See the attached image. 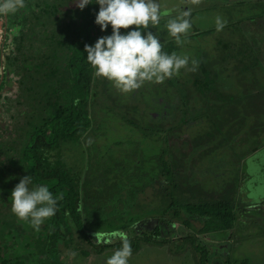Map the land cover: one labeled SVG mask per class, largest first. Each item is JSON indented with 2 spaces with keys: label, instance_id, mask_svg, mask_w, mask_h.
<instances>
[{
  "label": "trees",
  "instance_id": "obj_1",
  "mask_svg": "<svg viewBox=\"0 0 264 264\" xmlns=\"http://www.w3.org/2000/svg\"><path fill=\"white\" fill-rule=\"evenodd\" d=\"M88 2L83 8L84 15L82 16L85 21V26L83 24L82 29H85L82 30V33H80L81 31L78 33L80 38L79 48L73 51L69 65L66 66L69 71V75L67 73V76H69L72 83L69 81L68 89L60 97L56 96L57 101L55 100L54 103L50 101L49 108L44 106L45 112L48 111L50 113L44 120V123L38 126L39 128L36 127L37 129L33 130L34 133L31 140L23 152V159L29 163L28 169L36 172L33 174V181L36 184L42 183L47 185L53 196H59L60 199L56 202L55 214L45 219L42 222L44 225L41 224L38 230L30 225V227L26 228V233H24L23 228L11 230L13 227L11 229L9 227L4 232L5 234H1V264H95V259L98 257H107L114 250L118 249L122 238L128 240L131 246V253L139 252L141 244L162 247L169 246L172 244L171 242H174V245L177 247V243L179 242L186 245L187 239H190L193 235L192 231L189 233L184 231L185 227L189 228L190 224L192 226V221H200L202 223L200 229L202 228L203 231L209 230V232L203 233L228 232L234 227L238 211L239 213L247 212L244 209L237 211L239 206L237 199L241 201L245 200L243 199V194L245 195L243 191L241 192V196L239 194V197L233 196V194L230 195L231 193L229 196H224L221 193L216 202L205 200L203 204H200L201 202L198 201L195 204H190V201H188L189 204L182 203L178 199V193H175V189L178 187L176 179L181 174L177 172L176 178L171 171L172 165L170 166V162L177 161L178 157L182 154V152L179 153L180 149L175 145L176 141L183 140L186 137H196L199 134L195 130L184 131L182 127L188 123L194 124L199 131L205 130L203 133L206 132L205 134L201 133L200 140H197L199 143L194 141L195 147H198V149L194 148L196 150H192V153L195 152L196 154L192 155L188 153L186 155L189 158L197 160L195 162L198 164L194 171L195 178H198L202 169L207 171L211 167L213 172L217 174L216 179H222L224 176H227L230 172L226 170L233 168L229 162L224 161L225 157L229 155L228 152H231L236 155V158L240 159L237 162L240 172L241 167L244 166L242 160L252 153L258 152L259 149L264 148V116L259 112H257L258 114L251 112V103L247 98L248 95L245 94H250L251 91L253 93L264 94V66L260 65V60L264 59V55L261 58L260 56L258 57L259 52H254V54L247 47L249 46L248 44L233 35L235 33L234 29L240 30L237 24L241 23L242 20L263 18L264 4H259L254 8L255 10H251L252 14L246 15L245 12L241 18L239 17L237 22L233 20L231 24L228 23L227 26L224 25L219 30L212 27V29L208 28L206 32L210 30L211 34L205 35L204 38H210L211 41L210 43L200 44L201 49L199 50L201 52L197 50V54V51L192 49L193 43L190 42L189 45L185 38L181 37L179 44L170 35H167L169 36L167 38L165 25L170 18H175L177 15L164 18L162 21L158 20V23L155 25H151L150 23V26H156L154 28L158 27L160 30L159 34L155 36L161 43V51L166 54L175 53L180 56H190L191 60L196 61L197 66L201 65L200 68H203L204 74L202 76L206 79L207 83L196 80L195 86L197 87V92L194 96L195 100H198L200 104L204 107L206 105V108H208V113L205 114V117L186 119V116H183L176 123L167 121L170 129L165 130L161 127L162 123L152 120L148 113L139 110L140 105H148L144 99V93H139L138 98L134 99L128 94L130 92L122 93L109 82L110 84L108 83L106 88L108 92L107 98L104 99L103 95L100 96V90L95 85L103 80H101L102 77H96L93 74L94 68L84 59L86 56L84 45H92L98 37L109 35L111 28L108 26L101 32L99 26L94 23L98 5L95 3V0H88ZM93 2L95 6L90 4ZM67 8L64 7L65 13L69 12ZM229 13L232 14L231 12ZM238 14L235 12V15ZM92 29L93 35L91 36ZM150 29L151 27L149 31ZM127 30L120 31L125 32ZM217 30H222L225 33L219 34L218 38H216L215 32ZM225 54L227 60H232V64L226 63ZM252 56L253 59H249ZM214 60L218 67L217 70L215 69L216 72L211 71V64H213ZM243 60L249 62H242ZM55 71L51 69L50 73L54 74ZM230 72L235 74H231ZM239 76L244 83L234 89V86H232L234 83L233 79ZM214 86L217 87L218 92L212 101L206 91H208L209 87L212 89ZM144 100L146 101L145 103H143ZM212 106L215 107L211 109ZM101 109H107L106 111L119 117L123 121L121 123L128 126L132 133L139 135V137L145 140L147 144L140 147L136 146L139 151L143 150L144 153L139 155L135 148L128 150V156L132 160V163L129 165L131 166L130 169H128L129 166L127 167L124 158L121 164V161H119L118 163H110V166L105 169L94 170H91L92 162L91 164L88 162L90 169L87 170H85V166H82L83 164L80 168L75 169V166L70 161L69 163H60L59 145L61 143H66L68 147L69 144L78 141L83 148L89 145V139H94L92 131L96 132L97 129L102 128L100 126L104 125V121L106 120L104 112ZM187 131L190 132L185 133ZM97 144H99L98 141ZM121 144L122 141H117L113 146L119 147ZM216 144H218L217 147ZM208 147L211 149L209 151L211 153L210 158H213V161H215L211 165L198 162V157ZM208 156L202 155L201 157L205 158ZM218 160L222 162L219 173ZM178 168H181V166ZM183 168H181V172L185 170V173H187V169ZM121 175L126 178L123 183L125 186L120 183L119 178H121ZM218 176H222V178ZM158 177L164 183L159 188L157 186ZM228 178V176L227 178H223L224 182ZM239 183L238 179V183L235 184L239 185ZM218 184V188H225L221 181ZM147 187H152L154 190L152 202L146 203V205L142 203L143 201L140 202L138 200V204L134 203L137 207L146 209L143 212L144 216L138 215L132 219L127 218V222H124L125 218L120 212L118 215L114 211L113 213L101 212L105 208L104 205L98 207V209L86 207V204L91 199L95 201V198H98L96 200L98 202L99 200H109V195H116L117 191L120 190H124L125 194H128L127 197L134 200L136 196L134 192H144ZM205 188L208 189L209 187L205 186ZM158 189L161 190L159 191L161 194L156 193ZM95 194H99L98 197L94 196ZM179 194H182V192ZM117 199L121 201L122 197H118ZM112 200L114 201V199ZM122 203L126 204L127 201L124 200ZM241 205L244 206L242 203ZM187 206L190 208L189 211ZM196 206H201V208L198 210L192 209L196 208ZM183 209H186L188 213L195 214L197 217L189 221L187 214L182 211ZM94 210H98L99 212ZM148 214L149 216L144 218ZM58 220L65 226V235L59 233V227L50 226ZM176 220L180 222L177 223ZM207 222L210 223L208 226L205 224ZM16 223H18V220L12 222V224ZM68 223H72L78 233H72L73 228L71 229ZM200 229H198V232H200ZM12 233L15 241L18 238H23L29 242H21V248H25V250L21 249L22 256L20 259H17L14 253H12L11 257L6 256L9 250H14L16 253L17 245L20 244H15V241L9 244V240L11 239L9 236ZM35 236H44V239L40 243L34 239ZM3 237L8 238L3 241ZM61 243L64 244V248H67V253L63 252L61 247H59ZM40 244L42 249L39 251L38 246ZM27 249L29 253L26 252ZM192 250L196 253L198 252V254L201 253L199 255L201 258L199 260L200 264H241L239 262L234 263L229 258H226L224 261H209L208 256H204L206 249L202 252L201 247H198V245L197 247H192ZM58 256H60L61 262L55 261ZM99 264H103V262Z\"/></svg>",
  "mask_w": 264,
  "mask_h": 264
},
{
  "label": "flooded vegetation",
  "instance_id": "obj_2",
  "mask_svg": "<svg viewBox=\"0 0 264 264\" xmlns=\"http://www.w3.org/2000/svg\"><path fill=\"white\" fill-rule=\"evenodd\" d=\"M37 1L41 0H24V7L18 9L14 14H8L6 16L0 15V69H3L2 73L0 72V92L4 91L6 93V95H1L0 93V208L5 207V209H7L2 215H5L9 211L8 209H10V192L14 185L19 182L20 178L25 175H30L32 177V184H36L33 181V174L36 172L34 171L32 173L31 170L28 171L26 168H22V166L25 167L26 165L28 167L27 162L23 159L24 149L28 145L26 144L25 146V143L27 140L29 143L34 133L33 130L36 127L39 128L38 126L44 123V120L50 113L48 111L45 112L44 106H46V104L49 105L52 101L54 103L56 96L60 97V95L68 89V79L62 80L63 72L68 69L66 66L69 65V60L73 51L79 48L78 42L80 38L78 33L80 29H85H82L83 24L85 26V21L79 14L80 8L76 6V0H61V4L58 3L57 9H54V12L50 15L47 14V9L44 11L40 8L39 3H36ZM90 4L95 6L94 2ZM33 7L35 9H33ZM64 7H68L69 14H66L70 15V17L65 18L63 21L62 11ZM235 7H237L238 10L241 9L240 6ZM36 9L38 11H36ZM209 10L210 9L206 8L192 12L188 8L186 9V11L189 12L187 18L189 19L191 27L185 33L180 34V38H185L189 45L190 42H192V49L195 51H200V44L210 43V38H204L206 33L208 35L211 34L210 30L206 32L207 29L211 27L217 28L215 23L216 18L214 19L212 17L214 12L208 13ZM225 12L226 13H224L222 17L227 18L231 22L233 20L237 22L239 16L245 13L240 11L238 16L235 15L234 12L233 15L229 13L230 11ZM249 14H252V12ZM222 21H226L224 25H228L226 19ZM209 23H213L214 25L209 26ZM237 26L240 30L234 29L235 33H233V35L239 37L240 40L248 44L249 46L247 47L253 53L259 52L258 57L260 56L261 58V56L264 55V17L242 20ZM149 28L150 24L147 29H141L142 34L144 31H149ZM57 29H60V31ZM90 34L91 36L93 35V29ZM218 34H224V31L217 30L215 32L216 38H218ZM167 35H169L168 32L166 36ZM167 38H169V36H167ZM63 54L64 56L61 57ZM253 56L249 59H253ZM225 57L226 63L232 64V60H227L226 54ZM262 59L260 60V65L264 66V59ZM191 62V57L188 56V64L182 67L176 75L165 78L159 83L145 81L139 88L129 91L130 93H128L134 99H136V97L138 98L139 93H144V99L147 101L148 105H140L139 110L148 113L152 120L162 123L161 127L165 130L170 129L167 121L176 123L183 116H186V119L203 118L205 117L203 112L208 113L206 105L204 107L194 98L197 92V87L195 86L196 80H201L202 83H206V79L202 76L204 70L202 67L200 68L201 65L197 66V64L195 65V70H192L193 65ZM242 62H246V60ZM248 62L249 61L246 63ZM211 66V71L216 72L218 67L215 60ZM51 69L56 70L54 74L50 73ZM231 70L234 71L233 69ZM233 82L232 86H234V89L240 87L244 83L240 76L233 79ZM53 86H55L54 91ZM210 88L211 87H209L206 92L213 101L217 95L218 89L216 86L212 89ZM245 94L248 95L247 98L250 100V103H253V105L254 103H258L257 106H252L250 108L251 112L254 114L259 112L264 116V94L253 93L252 91L250 94ZM145 100L143 103L146 102ZM214 107L215 106H212L211 109ZM182 128H184V131H198L199 134L196 137H186L183 140L175 142L176 147L180 149L179 153L182 152L177 161L174 160L170 162V166L172 165L171 171L176 178L177 172L181 174V176L176 179L178 187L175 190H178V193L182 192V196H178V199L184 197V204H189L188 201H190V204H195L197 200H191L190 195L187 198L189 193H194L196 196L200 195L209 202L218 201V197H220L221 193H223L224 196H229V192L233 189L230 183H227V181L224 182L222 176H218L222 179H216L215 177H217V174L213 172L212 167L210 169L208 168L207 171L202 169L198 178H195L196 175L194 171L198 165L195 163L197 160L186 156L188 153L192 155L196 154L195 152L192 153V150H196L194 148L198 149V147H195L194 141L200 140L199 137L201 133H206H203L205 130L202 132L199 131L197 127L191 123H188ZM196 143L199 142L197 141ZM188 144L189 149H187ZM217 145L218 144H216V147ZM209 151H211L209 147L202 151V155L209 156L203 158L200 154L198 162H204L205 165L215 163L213 158H210L211 153H209ZM228 153L229 155L225 157L224 161L229 162L230 166L233 168L226 171L232 172L234 175L231 179L235 183H238L240 172L237 162L240 161V159L236 158V155L231 152ZM254 154L255 152L251 155ZM251 155L244 158L242 163L244 162L245 164L246 160ZM210 160L211 162L209 163ZM221 163V160H218V173L220 172ZM180 166L181 168L184 167L187 169V173H185V170L181 172V168H178ZM206 180H210L211 183L206 182ZM220 181L224 184L223 186L225 188H218V183ZM205 186L211 187L206 189ZM29 187H31V184ZM206 197H209V199H206ZM124 200H126V198H124ZM10 218L12 219L14 217L9 216V219ZM9 219L1 220L0 224L2 223L3 226L9 229L8 226L13 222H10ZM16 220L17 219L14 221ZM42 225H44V223ZM34 239L41 243L44 236H35ZM41 249L42 247L40 244L38 250L40 251ZM177 256L179 255L168 253L167 255L161 256V258L165 259L166 257L169 261H175L178 260ZM107 257H98L95 259V264L102 262L105 264Z\"/></svg>",
  "mask_w": 264,
  "mask_h": 264
},
{
  "label": "rangeland",
  "instance_id": "obj_3",
  "mask_svg": "<svg viewBox=\"0 0 264 264\" xmlns=\"http://www.w3.org/2000/svg\"><path fill=\"white\" fill-rule=\"evenodd\" d=\"M56 1V2H54ZM160 4V17L159 20L162 21L164 18H168L170 16H175L179 15L183 11H186L188 8L190 11L194 12L195 10H202V9H210L208 13L214 12L212 17L215 19L216 17H220L222 20L226 19L227 23H232L229 21L227 18L222 17L224 16L223 14L226 13L225 11H230L233 15V9L234 13L237 12L239 13L240 11L246 12L245 14H249L250 11L254 8L257 7V5L264 3V0H158ZM36 3H39L40 8H42L44 11L47 9V14L50 15L54 12V9H57L58 3L61 4V0H41L37 1ZM235 6H240L241 9L238 10L237 7ZM230 9H229V8ZM33 9H35L33 7ZM213 9V10H212ZM36 11H38L36 9ZM62 11V9H61ZM60 11V12H61ZM69 14V12H68ZM79 14L81 16L84 15L83 9L79 10ZM70 15H67L64 10L62 11V18L63 21L65 18H69ZM242 17V16H239ZM61 19V18H60ZM83 19V17H82ZM62 20V19H61ZM48 22V21H46ZM64 23V22H63ZM150 24V23H149ZM152 25V24H151ZM213 23H209V26H213ZM151 29L149 32H152L154 35L157 36L159 34L160 30L159 28H154L150 26ZM60 31V29H57ZM120 30H125V29H120ZM127 30V29H126ZM81 33L82 30L80 29ZM225 33V32H224ZM206 35H208L206 33ZM219 35V34H218ZM80 42V41H79ZM78 42V44H79ZM78 49V48H77ZM67 50V49H66ZM64 54L61 56L63 57ZM67 73L69 75L68 69L63 72V77L62 80L67 79L68 77V82L70 81L69 76H67ZM103 78V77H102ZM102 82L99 81L95 86L100 90V96L103 95V98H107L106 96L108 95V92L106 90L107 85L109 81L106 79H102ZM71 82V81H70ZM72 83V82H71ZM110 84V83H109ZM100 86V87H99ZM257 104L251 103L252 106H257ZM46 108H49V106L46 104ZM104 112V118L106 120L104 121V125H101L100 129H97L96 132L92 131L94 139H89V145L85 146L82 148L80 146V143L78 141L73 142V144H69V149L66 145L60 144L59 145V150L61 155V158L59 159L61 162L60 163H69V161L75 166V169H78L82 166H85V170L90 169L88 162H92V168L93 169H105L106 167L110 166V163H118L119 161L120 164L122 163V160L124 158V161L126 162L127 167L132 163L131 158L128 156V150L135 148L137 153L139 155H142L144 152L143 150H138L136 146H143L147 144L145 140L139 135L132 133L130 128L124 124H122L119 117L114 116L113 113L106 111L104 109H101ZM115 112H118L117 110H114ZM203 114H207L203 112ZM51 124V123H49ZM48 124V126H49ZM51 127V126H49ZM194 128V127H192ZM28 141V140H27ZM26 141V144L28 142ZM97 141L99 144H97ZM117 141H122L121 146L116 147L113 146L114 143ZM134 149V150H135ZM187 149H189V144L187 145ZM148 150V147H147ZM35 151V149H34ZM73 157V160H72ZM121 159V160H120ZM32 161V160H31ZM128 162V163H127ZM29 165V163L27 162ZM32 164V163H31ZM79 164V167H78ZM119 164V165H120ZM244 164V162H243ZM131 166L128 167L130 169ZM22 168H26L28 171L31 170L33 173L32 169H28L27 165L25 167L22 166ZM127 169V168H126ZM99 171V170H97ZM132 172V171H131ZM134 174V172H132ZM233 173H229L227 176L229 177L227 179V182L231 184L233 189L231 192H229L230 195L233 194V196H240L243 193H246L245 195L243 194L245 200H240L237 199L239 202V206L237 211L240 209L241 211L247 210L246 213H237V220L234 224V227L228 231H222L218 233H203V232H209L208 231H203L201 230L200 227L202 226V223L200 221H193L192 226L190 224V229L189 228H184V231L189 233L192 231L193 235L190 237V239H187V243L181 244L180 242L174 245V242H171L168 246H153V245H143L141 244V248L139 249V252L131 253V255L127 258V264H200L199 260L201 259L198 254L194 250H192V247H201V251H204V256H208L207 258L209 261L212 260H222L224 261L226 258H229L230 261H233L234 263H241V264H264V154L260 155V158L256 160L255 162H252L250 164H244L243 167H241L240 171V183L235 184V182L231 179L233 177ZM227 176H224L223 178H227ZM120 183L123 185L124 181L126 178H124L123 175H121ZM125 179V180H124ZM87 181V180H86ZM159 182V185H158ZM206 182H210V180H206ZM215 182V181H214ZM119 183V184H120ZM118 184V185H119ZM164 183L160 181V178L157 179V186L158 188L161 187ZM128 185V183H126ZM125 186V185H123ZM235 186L238 188H235ZM114 187V186H113ZM127 187V186H126ZM168 187V185H167ZM209 188L211 186H208ZM87 188V186H86ZM172 189V188H169ZM158 189L156 193L161 194ZM176 194L179 192L178 190H175ZM235 191V192H234ZM154 190L152 187H147L145 188L144 192H134L135 193V199H129L127 195L125 194L124 190L117 191L116 195H109V200H99L96 201L98 198H95V201L93 199L90 200L86 204V207L89 209L97 208L104 205L105 208L101 210V212H108V213H113L115 212L116 215L119 214V212L124 216V222H127V218H133L134 216H144V210L136 206L138 200L142 202L143 204L150 203L152 202L151 200L154 198L153 193ZM233 192V193H232ZM238 192V193H237ZM99 194H95L94 196L98 197ZM190 195L191 200L195 199L198 202H201L200 204H203V201L205 202V199H203L202 196H196L194 193H189L187 196ZM178 196H182V194L178 193ZM242 196V197H243ZM118 197H122L121 201H118ZM123 198H126L127 203L123 204L122 202L124 201ZM114 199V201L112 200ZM117 199V201H116ZM184 197H180L179 200L184 203ZM206 199H209V197H206ZM132 203V204H130ZM241 203L244 205L242 206ZM138 204V203H137ZM141 205V203H140ZM147 205V204H146ZM202 206V205H201ZM201 206H196V208H192L194 210H198L201 208ZM205 207V206H203ZM244 207V208H243ZM115 208V210H113ZM188 211L190 210L189 206H187ZM7 209L5 207L0 208V221L4 219H9V216H13L15 219L18 220V223L16 224H10L8 227L10 229L13 227V229H24V233H26V228L30 227V224L27 223L28 220L24 219H18L15 215L12 214L10 209L9 211L5 214ZM100 210V209H99ZM98 211V210H94ZM185 214H187V219L192 221L195 219L197 216L192 213H188L186 209L182 210ZM99 212V211H98ZM146 215V214H145ZM6 216V217H5ZM145 216L144 218L148 217ZM14 218H10L9 221H14ZM186 219V220H187ZM26 220V222H25ZM177 223L180 221L176 220ZM56 224V225H55ZM210 224L209 222L205 223ZM69 227L72 229V233H78L76 231V227L72 223H68ZM67 225V226H68ZM50 226L52 227H59V233H62L65 235V226L59 222H54V224H51ZM32 227V226H31ZM200 229V232H198ZM7 231V227L3 226L2 223L0 224V239H1V234ZM202 231V232H201ZM2 232V233H1ZM20 233V232H19ZM5 234V233H4ZM13 233L11 234V239L9 240V244L14 243V238L12 237ZM6 238H2L3 241H5ZM76 238V234H75ZM27 243L28 240H24L23 238H18V240L15 241V244L17 245V251L9 250L6 253V256L11 257L12 253H14L17 257V259H20L22 256L21 254V249L25 250V248H21V242ZM29 243V242H28ZM59 247H61V250L63 252H68L67 248H64V244H59ZM167 249V250H166ZM198 249V248H197ZM188 250V252H187ZM229 250V251H228ZM27 253H29V250H26ZM220 252V253H218ZM9 253V254H8ZM178 254V260L175 261H169L166 259L161 258L163 255L167 254ZM5 257V255H3ZM60 256L56 257L55 261H62L59 258ZM11 259V258H10ZM0 264H1V259H0Z\"/></svg>",
  "mask_w": 264,
  "mask_h": 264
},
{
  "label": "clouds",
  "instance_id": "obj_4",
  "mask_svg": "<svg viewBox=\"0 0 264 264\" xmlns=\"http://www.w3.org/2000/svg\"><path fill=\"white\" fill-rule=\"evenodd\" d=\"M88 3V0L75 2L80 9ZM95 3L98 10L94 23L101 32L108 26L111 28L109 35L98 37L92 45H84V59L94 68L96 77H103L115 89L126 93L139 88L145 81L162 82L188 64L187 56L161 51V43L152 32H141V29L148 28L149 23H158V0H95ZM23 7L24 0H0V15L14 14ZM188 15V11H183L175 18H170L165 25L177 44L180 43V34L191 27ZM215 23L219 30L226 21L216 17ZM120 29L128 30L121 32ZM191 63L192 70H195L196 61L192 60ZM9 198L12 214L18 219H27L37 230L45 219L55 214L56 202L60 199L59 196H53L47 185L32 184L30 175L19 179ZM130 255L131 246L126 238H122L120 247L106 258L105 264H127Z\"/></svg>",
  "mask_w": 264,
  "mask_h": 264
},
{
  "label": "water",
  "instance_id": "obj_5",
  "mask_svg": "<svg viewBox=\"0 0 264 264\" xmlns=\"http://www.w3.org/2000/svg\"><path fill=\"white\" fill-rule=\"evenodd\" d=\"M10 70V69H9ZM2 71H3V69L1 70L0 69V72L2 73ZM0 73V74H1ZM1 93V95H6V93L4 92V91H1L0 92ZM261 154H264V148L263 149H261V150H259L258 152H256L254 155H251L250 157H248V159L246 160V165L247 164H250V163H252V162H255L256 160H258L259 158H260V155ZM246 194V193H245Z\"/></svg>",
  "mask_w": 264,
  "mask_h": 264
},
{
  "label": "crops",
  "instance_id": "obj_6",
  "mask_svg": "<svg viewBox=\"0 0 264 264\" xmlns=\"http://www.w3.org/2000/svg\"><path fill=\"white\" fill-rule=\"evenodd\" d=\"M2 255V254H1Z\"/></svg>",
  "mask_w": 264,
  "mask_h": 264
}]
</instances>
